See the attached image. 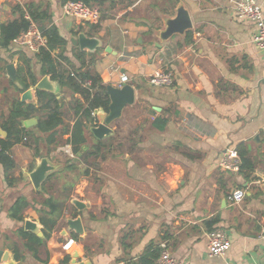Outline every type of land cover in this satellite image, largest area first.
<instances>
[{
    "label": "crops",
    "instance_id": "crops-1",
    "mask_svg": "<svg viewBox=\"0 0 264 264\" xmlns=\"http://www.w3.org/2000/svg\"><path fill=\"white\" fill-rule=\"evenodd\" d=\"M38 1L0 0V23L16 16L17 6ZM42 1L49 4L51 22L66 39L53 52L58 68L88 67L105 86H119L124 73L126 84L134 89V101L101 137L93 131L100 124L95 114L82 144L87 147L71 157L64 151L70 131L63 129L70 130L75 120L70 102L79 95L53 80L66 124L58 130L55 149L48 154L40 141L39 155H35L22 142L14 144L10 152L16 167L11 175L17 181L13 186L5 183L0 164V249L9 256L0 264H59L66 255L71 264L75 253L77 262L127 264L136 262L149 247V251L160 248L161 241H167L170 252L183 264L264 263V66L262 52L252 40L255 24L238 18L226 0H164L166 4L93 0L87 5L99 11L97 23L64 15L62 5L68 0ZM255 1L264 13V0ZM179 2L188 10L192 28L157 47L154 32L162 28V21L153 26L143 13L152 9L172 17ZM80 32L97 38L99 46L80 50L72 42ZM15 39L7 48L0 47V76L6 77L0 84V105L6 112L5 98L16 95L10 82L20 87L17 68H22L24 83H29V73L38 81L49 77L40 75L39 51H30ZM80 51L84 52L79 55ZM9 63L16 70V82L7 74ZM159 68L174 73L172 86L149 84L148 77ZM34 86L27 89L33 90L31 102L36 103ZM23 92L18 95L21 101ZM32 118L35 123L26 126L24 120L22 126L35 130L37 117ZM155 120L163 128H157ZM98 143H102L99 156L80 158ZM241 143L254 168L236 173L221 170V155L229 149L238 152ZM44 157L54 167L44 180L51 172L54 177L39 193L44 180L35 188L29 173ZM70 163L77 167H67ZM83 170H87L84 175ZM76 174L81 175L75 178ZM235 189L244 191L238 202L231 199ZM47 195L54 196L57 204L56 224L48 239L32 246L34 254L23 246L26 239H21L17 229L21 226L43 237L36 208ZM17 196L28 202L21 222L8 214ZM74 199L84 206L78 208ZM69 217L81 218L79 240L67 228ZM213 218L216 221L210 222ZM25 220L33 221L35 230L25 229ZM218 228L227 233L231 246L222 256H208V233ZM7 231L18 236L26 252H21L15 240L8 243ZM67 237L76 241L70 250L62 248ZM16 252L21 259H15Z\"/></svg>",
    "mask_w": 264,
    "mask_h": 264
},
{
    "label": "trees",
    "instance_id": "trees-1",
    "mask_svg": "<svg viewBox=\"0 0 264 264\" xmlns=\"http://www.w3.org/2000/svg\"><path fill=\"white\" fill-rule=\"evenodd\" d=\"M65 1L66 0H61L62 3ZM82 1L89 5L93 2V0ZM16 10L18 11L16 16L0 23V47L7 48L16 38L18 33L21 30L28 28L31 22H34L47 37L46 47L42 48L36 54L41 65L40 75H49L50 79L55 80L59 87H66L72 92V95H79V98L73 97L70 102L75 120L70 130L67 127L63 129L65 133L70 131V135L65 142L71 146L74 155H76L79 153L81 145L87 140V127L93 123L92 112L98 107H102L105 111L108 109L109 97L106 92V86L100 83V78L96 74L90 73L88 67L83 70H81V68L72 69L74 75H70L69 69L58 68L56 59L53 57V52L57 47H63L66 44V39L61 36L57 27L51 22L49 4L47 2L42 0L31 2L26 4L24 8L17 6ZM83 52L84 51H80L79 55ZM59 55L61 54L59 53ZM61 59L66 60L63 56H61ZM83 65L84 62L82 61L81 67ZM21 71L22 68H17L20 87L15 86L10 82V85H12L16 91V95L10 94L5 98L8 103V112L4 109L0 110V128L6 132V136L0 138V164L3 168L5 183L8 186L15 185L17 181V179L11 175L16 167L15 160L10 152L11 147L14 144L22 142L24 145L31 148L35 155H39V143L40 141H43L47 147V153L49 154L51 150L55 149L58 143L57 134L59 128L66 126L64 121L63 104L60 98L53 92L35 90L36 103L20 100L18 95L30 85H35L38 81L37 78L29 73V83L22 82V79L20 78ZM85 80H91L90 87H84L83 81ZM32 117H37L35 130L22 126V121ZM154 122L157 128H163L164 124L158 125L156 120ZM100 145H102V143H98L94 149H90L81 154L80 158L85 160L86 157L90 155L99 156L97 149ZM237 150L241 157V170L244 168L252 170L254 168V163L248 156L246 145L242 143L239 144ZM75 166L74 163H70L67 167L73 169ZM86 173L87 170L81 171V174L83 175ZM81 174H76L75 178H78ZM52 177H54V172L48 174L42 183L39 193L43 192L46 183ZM27 204L28 202L24 196H17L13 204L8 208L9 217L21 222L23 220V209ZM36 211L39 215V222L42 224L41 230L43 237H39L33 232L25 231L21 226L17 229L21 239H26L23 242V246L34 254L36 251L32 246L34 244L40 245L45 239H48L56 224L57 204L55 203L54 196L47 195L40 203V207L36 208ZM215 221L216 219L213 218L210 222ZM72 236L76 240H79L78 235L73 234ZM149 248L147 249L146 254L140 256L136 262L127 264H154V260H156L159 255V248H155L151 251H149ZM15 259H21L17 252L15 254ZM69 259V256L66 255L59 264H67Z\"/></svg>",
    "mask_w": 264,
    "mask_h": 264
},
{
    "label": "built area",
    "instance_id": "built-area-1",
    "mask_svg": "<svg viewBox=\"0 0 264 264\" xmlns=\"http://www.w3.org/2000/svg\"><path fill=\"white\" fill-rule=\"evenodd\" d=\"M233 8L235 15L243 20H250L255 24V32L253 34V43L262 52V64L264 66V13L261 5L255 0H226ZM63 14L66 16L80 17L97 23L100 19L99 11L90 7L82 1L68 0L62 5ZM17 41L21 42L26 48L32 52H38L47 45V37L36 28L34 24L27 29L22 30L17 35ZM70 75H74L70 70ZM175 75L172 71L159 68L156 69L148 77V82L155 87H170L173 85ZM128 81V76L124 73L120 75L119 86ZM84 87L91 86V80L83 81ZM93 117L95 113L92 112ZM1 138V136H0ZM1 150V144H0ZM69 156L73 157L74 153L70 150L69 145L64 148ZM218 167L221 170L229 172H239L241 170V158L235 149L225 150L221 155ZM244 196L242 189H235L231 194L234 202L240 201ZM76 241L72 237H67L62 244L64 250H70ZM231 243L227 233L223 229H215L208 233V256L217 257L224 255L230 248ZM159 255L155 264H183L180 259L175 257L169 250L167 241L159 243ZM227 264V263H226ZM264 264V263H257Z\"/></svg>",
    "mask_w": 264,
    "mask_h": 264
},
{
    "label": "water",
    "instance_id": "water-1",
    "mask_svg": "<svg viewBox=\"0 0 264 264\" xmlns=\"http://www.w3.org/2000/svg\"><path fill=\"white\" fill-rule=\"evenodd\" d=\"M192 20L188 10L184 7L182 2H179L175 8V14L172 17L163 15L162 16V28L154 32L157 41L155 45L157 47L160 46L161 42L168 40L173 35H181L184 36L188 30L192 28ZM73 44L79 46L80 50H94L97 46H99V40L94 37H88L86 34L80 32L78 33L76 38L72 40ZM109 50V47H107ZM7 74L13 82H16V70L12 63L6 65ZM55 81L51 80L50 77L44 76L42 77L34 86L35 90H45L49 92H53L56 96H58V92L55 90ZM31 89H27L23 92L21 99L23 101H31L33 98ZM106 92L109 97L108 109L105 111H95L96 118L100 122L98 127L94 129V133L97 137H101L104 133H108L109 128L108 125L116 118L121 115L122 109L128 105L132 104L134 101V89L132 86L123 83L121 86H112L110 84L106 85ZM26 126L35 123L33 118L27 119L24 121ZM0 136L5 137L6 132L0 128ZM86 145H82L79 153H82ZM53 166L48 164L47 159L44 157L41 159L40 163L35 167L33 171L29 173V177L35 188L40 186V183L44 180L47 172L53 170ZM73 203L78 207L82 208L84 203L78 199H74ZM67 228L79 235L83 233V227L81 223L80 217L67 218L66 219ZM25 229L35 230L36 224L31 220H25L24 222ZM77 253L74 254L73 259L71 260V264H91L89 260L76 261ZM8 260V252H3L0 249V260Z\"/></svg>",
    "mask_w": 264,
    "mask_h": 264
},
{
    "label": "rangeland",
    "instance_id": "rangeland-1",
    "mask_svg": "<svg viewBox=\"0 0 264 264\" xmlns=\"http://www.w3.org/2000/svg\"><path fill=\"white\" fill-rule=\"evenodd\" d=\"M150 1H155V0H150ZM158 2L160 3V4H162V3H165L166 4V2L164 1V0H158ZM143 12V11H142ZM143 14H146L149 18H151V19H149V20H153V22H151V24L153 25V26H155L156 24H157V22H160V21H162V15L163 14H161V13H159V11H157V10H152V9H150L149 10V13H147V12H144ZM147 37V35H145L144 36V38H146ZM6 81V77H5V75H2V76H0V84H2V83H4ZM68 95V94H67ZM1 109H3V107H2V105H0V110ZM6 234H9L10 236H8V238H6V239H8L9 241H8V243H12V241H14V242H16V244L19 246V248H20V250H21V252L23 253V252H26L25 251V249L20 245V240H19V238H18V236L14 233H12L11 231L9 232V231H7V233ZM15 237V239H13ZM2 239V237H0V240ZM19 241V242H18ZM0 245H2V243H1V241H0Z\"/></svg>",
    "mask_w": 264,
    "mask_h": 264
}]
</instances>
